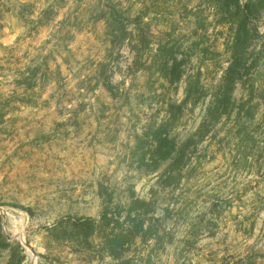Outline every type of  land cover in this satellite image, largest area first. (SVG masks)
<instances>
[{
	"label": "rangeland",
	"instance_id": "374dc122",
	"mask_svg": "<svg viewBox=\"0 0 264 264\" xmlns=\"http://www.w3.org/2000/svg\"><path fill=\"white\" fill-rule=\"evenodd\" d=\"M118 2L145 13L143 57L103 0H0V264H264V0ZM160 46L184 58L174 84ZM230 67L229 113L168 114Z\"/></svg>",
	"mask_w": 264,
	"mask_h": 264
},
{
	"label": "trees",
	"instance_id": "16d2710c",
	"mask_svg": "<svg viewBox=\"0 0 264 264\" xmlns=\"http://www.w3.org/2000/svg\"><path fill=\"white\" fill-rule=\"evenodd\" d=\"M105 8L103 9V16L108 24V34L111 36V42L113 45L117 44L124 45L125 41L129 40L132 50L135 51L136 56L143 57L147 54L151 47V37L149 35L146 23L144 21L145 13L133 14V9L130 7L121 6V2L118 0H103ZM249 12H246L243 21L245 24L250 20L251 10L249 5H247ZM129 25H135L137 33H134ZM245 29V28H244ZM241 34V33H240ZM237 39H239V35ZM248 39V35L245 36ZM241 42V41H239ZM159 73L163 78L168 80L170 83L174 84L183 76L182 65L184 63V58L178 56V52L175 51L174 46L166 47L160 46L159 48ZM138 66L134 62V66ZM105 65V64H104ZM232 73L231 67L227 69L226 76H224L222 89L214 94H210L207 91L205 84L201 81V78L194 79L188 82L186 88V95L181 104H175L172 101L169 102L168 114H172V117L176 116V108L181 111L185 106L189 104L197 105L201 102H205L207 97L211 95L208 102L206 120L204 125L209 121L216 122L222 116L226 115L231 105V89H229V84L231 82L230 75ZM105 74V72H104ZM104 86L113 94L116 92L115 85L109 80V78H104ZM118 93V92H117ZM176 108H175V107ZM169 116V115H168ZM171 116V115H170ZM172 121L171 117H168V122ZM169 135V133H168ZM168 138H163L158 140L159 149L157 159L160 161H167L172 156V153L176 150L177 144L173 142L171 145L168 144ZM159 162H155L154 167H158ZM134 209L131 213H133ZM105 217H107L105 215Z\"/></svg>",
	"mask_w": 264,
	"mask_h": 264
},
{
	"label": "bare ground",
	"instance_id": "6f19581e",
	"mask_svg": "<svg viewBox=\"0 0 264 264\" xmlns=\"http://www.w3.org/2000/svg\"><path fill=\"white\" fill-rule=\"evenodd\" d=\"M23 225H24L23 221H16V222H14L12 228L15 232H18V234H22L23 233L22 232L23 231ZM30 256H31V254H30ZM30 259L32 261H34V258L31 257Z\"/></svg>",
	"mask_w": 264,
	"mask_h": 264
}]
</instances>
